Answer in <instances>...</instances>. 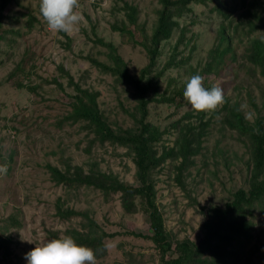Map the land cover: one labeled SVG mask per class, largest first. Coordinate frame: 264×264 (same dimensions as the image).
<instances>
[{
    "label": "rangeland",
    "instance_id": "obj_1",
    "mask_svg": "<svg viewBox=\"0 0 264 264\" xmlns=\"http://www.w3.org/2000/svg\"><path fill=\"white\" fill-rule=\"evenodd\" d=\"M126 2L139 10L138 25L142 28L137 32L132 26L134 38L117 29L128 24ZM221 2L208 0L192 5L193 10L180 19L186 32L179 47L180 29L163 43L153 74L166 67L158 81V94L172 96L177 87L185 86L186 77L200 74L204 87L219 84L225 97L253 112V122L260 111L264 113V77L246 61L244 53L251 40L264 36V21L250 32L247 17L253 15L247 14V9H253V5L231 0L224 12L213 11ZM39 4L40 0H12L4 11L7 34L0 43V165L7 167L6 173H0V234L13 239L11 264H27L25 254L35 243L54 238L53 232L61 236L70 229L85 228L86 221L81 217H59L60 203L64 209L89 212L106 232L120 233L106 240L111 245L109 255L97 264H158L153 243L129 234L152 235L144 214L127 215L119 195L105 198L92 187L58 184L47 164L65 169L72 163L86 170L114 172L125 182L137 184L136 166L126 147L102 143L85 123L66 118L76 94L70 77L82 88L100 92L99 106L115 130L132 128L133 119L126 112L136 106L132 88L99 70L91 59L111 62L109 49L97 41L102 39L114 44L132 74H139L149 63L142 42L152 34L162 4L160 0H79L78 10L84 21L72 35L50 31ZM32 14L38 17L33 27L29 25ZM233 21L230 32L237 60L230 54L220 67L215 64L213 72L208 73L210 50L219 42L222 22ZM62 66L67 73L61 71ZM190 111L194 110L185 100L181 108L152 104L149 121L165 130ZM213 114L208 112L207 119ZM221 117L214 118L205 150L184 172L182 185L176 179L177 160L168 159L156 174L157 201L167 227L195 243L205 234L200 203L224 206L235 190L247 185L249 149L245 138L224 127ZM174 138V134L165 135L163 143L172 146ZM10 218L22 225L14 227ZM254 223L255 237L246 244L240 264H264L261 249H257H264V214L256 212Z\"/></svg>",
    "mask_w": 264,
    "mask_h": 264
},
{
    "label": "trees",
    "instance_id": "obj_2",
    "mask_svg": "<svg viewBox=\"0 0 264 264\" xmlns=\"http://www.w3.org/2000/svg\"><path fill=\"white\" fill-rule=\"evenodd\" d=\"M12 0H0V43L5 40L7 34L4 29V11ZM208 0H160L162 7L153 32L148 41L142 42L149 57V63L139 74L130 72L129 63L118 53L114 44L105 43L97 39L98 43L109 49L108 57L111 62H100L95 58L91 62L99 70L113 74L122 83L130 86L134 92L136 106L134 111L126 110L133 119V127L115 130L109 123V119L101 110L98 98L100 92L84 89L75 83L70 77L71 86L76 92L68 116L69 121L85 123L95 138L102 143L121 145L127 148L136 166L137 184L125 182L118 174L98 169L86 170L81 165L68 163L65 169L52 163L47 167L52 174L53 180L58 184L65 183L68 186H87L100 190L105 198L119 195L122 206L127 215L142 213L146 216L152 230L151 236L129 232L137 238L150 240L158 255V264H240L247 243L255 237L254 215L256 212L264 214V113L259 112L255 121L251 122L244 118L245 110L240 103L225 97V103L220 110H215L212 117L207 119L208 112H187L183 117L176 119L169 128L162 130L160 126L149 121L150 106L152 104L173 106L181 108L183 104L184 87H177L172 96L159 95V78L166 67L157 71V58L162 56L161 46L171 40L180 29L182 37L177 42L179 47L182 42L186 27H181L180 19L191 12L192 5L206 3ZM215 5L213 11L224 12L228 2L221 0ZM228 1V2H227ZM253 5V9H247V24L250 32L260 27L264 21V0H243ZM220 10V11H219ZM128 24L125 23L117 29L128 36L135 37L133 27L138 25V7L125 3ZM246 11V9H245ZM38 17L31 15L29 25L34 26ZM220 27L219 42L210 50V62L207 64V72L212 73L213 67L223 64L225 58L232 54L237 60L230 32L231 23L222 22ZM244 24V22H242ZM243 29H245L243 27ZM240 28L237 27V32ZM243 34V33H242ZM70 45V44H69ZM244 57L251 62L255 69H259L264 77V36L256 37L245 48ZM213 62V63H212ZM61 71L67 73L62 66ZM54 82L63 88L57 79ZM222 115L220 121L224 127L237 131L245 138V144L249 149L247 185L241 186L233 192V197L224 206L219 204L199 205L200 212L205 216L203 222L204 238L195 243L190 237L180 238L177 233L167 227L164 212L157 201L156 174L168 159L177 160L175 164L176 179L182 185L184 172L194 163L205 150V144L210 135L211 128L216 116ZM254 129H259L257 134ZM175 135L173 145L167 146L164 141L165 135ZM58 216L63 219L81 217L85 222L84 229L73 228L65 232L72 236L75 241L83 246L92 248L97 260L109 255L108 242L106 240L116 238L119 232L109 233L101 228L95 219L87 211H76L72 207L65 208L60 203L57 206ZM14 227L22 224L14 218H10ZM54 238H59V232H53ZM13 239L11 236L4 237L0 234V264H11ZM264 259V249L257 246Z\"/></svg>",
    "mask_w": 264,
    "mask_h": 264
},
{
    "label": "clouds",
    "instance_id": "obj_3",
    "mask_svg": "<svg viewBox=\"0 0 264 264\" xmlns=\"http://www.w3.org/2000/svg\"><path fill=\"white\" fill-rule=\"evenodd\" d=\"M79 7V0H40L39 11L50 31L72 35L84 21ZM203 79L200 74L186 77L183 98L196 112H212L225 103L224 90L219 84L204 87ZM253 116V112L245 111L246 120L252 121ZM254 131L259 134V129ZM6 172V165H0V173ZM25 258L27 264H97L94 250L78 244L70 235L35 243Z\"/></svg>",
    "mask_w": 264,
    "mask_h": 264
}]
</instances>
